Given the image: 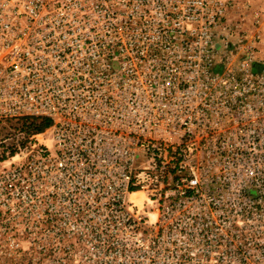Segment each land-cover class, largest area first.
Listing matches in <instances>:
<instances>
[{
	"label": "built area",
	"instance_id": "obj_1",
	"mask_svg": "<svg viewBox=\"0 0 264 264\" xmlns=\"http://www.w3.org/2000/svg\"><path fill=\"white\" fill-rule=\"evenodd\" d=\"M232 9L0 0V124L50 123L18 133L0 159L3 201L17 190L32 206L40 250L115 252L120 264H248L264 252L213 229L217 206L264 219V42L227 21Z\"/></svg>",
	"mask_w": 264,
	"mask_h": 264
},
{
	"label": "rangeland",
	"instance_id": "obj_2",
	"mask_svg": "<svg viewBox=\"0 0 264 264\" xmlns=\"http://www.w3.org/2000/svg\"><path fill=\"white\" fill-rule=\"evenodd\" d=\"M245 9L244 6H239L233 1V9L228 13L227 21L230 24L239 25V30L249 39L260 36L264 42V13ZM16 127V124H10V122L0 124V159L5 148H13L15 144H20L19 139L15 137L17 133L13 131ZM16 191L11 194L10 198L13 200L6 203L3 201L6 195L0 188V264H120L121 261H127V259H120L115 252L40 250L38 247L45 244L43 241L45 238L40 239L36 235L32 206L19 205L16 200L20 199V195ZM133 199L140 207L142 195L138 194ZM217 207L219 208L216 210L215 220L218 225L213 229L232 228L236 234H242L253 249L261 248L264 245V219L238 217L240 216L238 212H241L240 206ZM243 209L245 210V207ZM223 210L226 212L224 213ZM223 213L224 215L229 214L234 223L228 224V219L222 217ZM169 228L172 231V225ZM87 239L86 243L81 244L88 248L94 246L91 242L92 239L90 238L89 241ZM233 241L236 246L237 239L235 237ZM73 242V240H68L66 243L60 241L59 244L68 246ZM238 255L240 258L243 256ZM245 256L248 264H264V252H251ZM143 260L144 258L140 259L134 254L129 261Z\"/></svg>",
	"mask_w": 264,
	"mask_h": 264
},
{
	"label": "trees",
	"instance_id": "obj_3",
	"mask_svg": "<svg viewBox=\"0 0 264 264\" xmlns=\"http://www.w3.org/2000/svg\"><path fill=\"white\" fill-rule=\"evenodd\" d=\"M12 123L17 125V127L13 130L14 132L17 134L23 133L26 136L41 133L50 126V123L47 120L22 119L15 122H10V124ZM8 149L11 150L12 147ZM13 152L14 151H11L10 155H13Z\"/></svg>",
	"mask_w": 264,
	"mask_h": 264
},
{
	"label": "crops",
	"instance_id": "obj_4",
	"mask_svg": "<svg viewBox=\"0 0 264 264\" xmlns=\"http://www.w3.org/2000/svg\"><path fill=\"white\" fill-rule=\"evenodd\" d=\"M233 1L234 3H237L239 6H244V9L247 8V10H253L264 13V0H233Z\"/></svg>",
	"mask_w": 264,
	"mask_h": 264
}]
</instances>
